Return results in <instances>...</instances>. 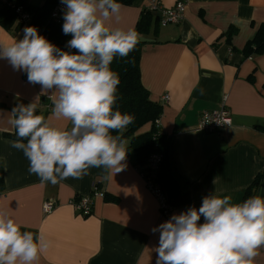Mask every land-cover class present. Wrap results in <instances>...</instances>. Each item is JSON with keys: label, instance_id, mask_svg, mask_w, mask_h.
<instances>
[{"label": "crops", "instance_id": "0c3cea01", "mask_svg": "<svg viewBox=\"0 0 264 264\" xmlns=\"http://www.w3.org/2000/svg\"><path fill=\"white\" fill-rule=\"evenodd\" d=\"M39 5L44 0H30ZM152 0L122 5L119 20L108 23L134 30L142 10ZM171 7L184 1L182 21L158 26L142 37L152 42L140 49V79L151 101L162 105L161 129L171 136L170 146L177 171L190 182L189 204L162 216L157 199L147 189L134 157L127 152L123 170L115 175L103 167H91L82 178H67L56 185L41 184L29 173L22 150L11 146L14 119L10 107L33 101L39 84L27 81L0 59V169L5 190L0 212L22 225L21 231L49 242L39 264H155L159 232L152 229L190 207H199L205 196L232 197L241 203L245 190L259 177L256 195L264 198V54L245 57L242 49L264 24V0H158ZM98 3V0H95ZM22 26L9 32L0 26V43L23 38ZM230 27V41L222 36ZM138 36V35H137ZM141 36V35H139ZM164 95L168 100L162 99ZM52 101L40 96L38 109ZM227 108L231 124L216 132L197 129L202 111ZM52 126L71 130V122L51 118ZM149 125L140 132L147 131ZM104 196H92L91 212L81 215L74 203L91 196L92 186ZM53 199L55 208L42 206ZM201 217L198 223H203ZM252 264H264V246Z\"/></svg>", "mask_w": 264, "mask_h": 264}, {"label": "clouds", "instance_id": "9594fccd", "mask_svg": "<svg viewBox=\"0 0 264 264\" xmlns=\"http://www.w3.org/2000/svg\"><path fill=\"white\" fill-rule=\"evenodd\" d=\"M61 3L66 7L62 31L71 35L67 47L75 53L59 49L31 26L24 28L22 39L0 43V59L41 86L33 101L12 109L17 139L10 143L23 151L29 173L42 185L82 178L91 167L121 172L126 142L110 132H120L135 119L113 110L120 80L110 65L138 43L134 30L108 23L113 17L119 20L122 5L117 0ZM40 96L52 101L48 119L37 114ZM51 118L71 122V130L52 126ZM231 201L228 195L205 196L199 209L190 207L154 227L152 232H159L155 264H252L256 250L264 246V198ZM201 217L204 222L198 223ZM22 227L0 212V264H39L47 251V240L22 232Z\"/></svg>", "mask_w": 264, "mask_h": 264}, {"label": "trees", "instance_id": "16d2710c", "mask_svg": "<svg viewBox=\"0 0 264 264\" xmlns=\"http://www.w3.org/2000/svg\"><path fill=\"white\" fill-rule=\"evenodd\" d=\"M57 0H44L39 5H34L30 0H0V26L9 32H16L23 25L19 22L16 12L21 7L23 12L29 15V21L26 26L35 27L38 33L44 36L49 42L59 49L75 53L76 49L67 47V42L72 38L71 35H65L62 31L64 23L63 16L60 20H53L51 12ZM118 3L125 6L133 4L134 0H117ZM160 26L158 17L148 9H143L138 19L134 31L137 35H147L150 31ZM236 33L234 27H230L222 36L226 41ZM142 43H137L133 51L128 56L114 57L111 70L119 77L120 83L117 86L116 102L113 110H119L122 114L127 113L134 116V122L129 124L120 132L111 131L113 136L120 135L126 142V152H131L134 157V166H144L152 154L160 157L157 167L156 182L160 185L164 194L166 204L170 212L178 207L190 203L191 198L188 192L190 182L187 181L176 169L170 146L171 136L167 135L160 127L158 120L162 115V105L151 101L149 92L142 85L140 79V49ZM242 52L245 57L264 54V24L259 25L255 35L248 40ZM48 102H46V105ZM17 104L10 107L12 110ZM49 109L41 111L37 108V114L44 115ZM149 125V129L140 132L142 128ZM4 137L16 140V129L12 133H4ZM26 143V141H24ZM259 177L245 190L242 202L251 196H255L256 188L259 183ZM98 185V184H95ZM5 190L3 174L0 169V194ZM105 198L107 195L103 194Z\"/></svg>", "mask_w": 264, "mask_h": 264}, {"label": "built area", "instance_id": "2783aa9c", "mask_svg": "<svg viewBox=\"0 0 264 264\" xmlns=\"http://www.w3.org/2000/svg\"><path fill=\"white\" fill-rule=\"evenodd\" d=\"M5 1V0H1ZM150 12L154 13L158 17L159 25L164 27L169 24H177L182 21L184 17L185 3L184 1H177L173 6L167 7L162 5L158 0H152L146 7ZM66 11V7L61 3V0H57L53 10L51 12V18L53 20H60ZM18 14L19 22L25 26L29 21V15L23 12L21 7L16 10ZM163 100L167 101L168 96L164 95ZM47 108H50V103L47 101ZM159 123V120H158ZM231 124V113L225 108L221 107L218 110L202 111L198 120L197 129L204 132H216ZM160 162V157L157 154H152L144 166L138 167L140 173L145 181L147 189L157 199L162 216L168 217L170 209L166 204L164 194L160 185L156 182L157 167ZM92 196H103L102 192L97 189V186H92L91 196L81 197L78 201L73 202L76 210L83 216H87L91 212V198ZM56 206V202L53 199H48L42 206L44 213H50Z\"/></svg>", "mask_w": 264, "mask_h": 264}, {"label": "water", "instance_id": "95a60500", "mask_svg": "<svg viewBox=\"0 0 264 264\" xmlns=\"http://www.w3.org/2000/svg\"><path fill=\"white\" fill-rule=\"evenodd\" d=\"M138 42L144 44V43H149V42H152V41L149 38L138 36Z\"/></svg>", "mask_w": 264, "mask_h": 264}]
</instances>
